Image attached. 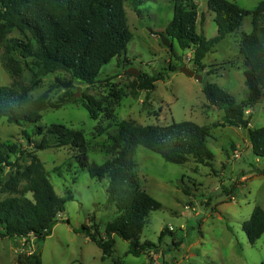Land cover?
Returning a JSON list of instances; mask_svg holds the SVG:
<instances>
[{"label": "rangeland", "instance_id": "rangeland-1", "mask_svg": "<svg viewBox=\"0 0 264 264\" xmlns=\"http://www.w3.org/2000/svg\"><path fill=\"white\" fill-rule=\"evenodd\" d=\"M143 4L134 10L131 0H126L125 9L132 41L122 56L103 67L94 85L75 83L71 93L78 102H69L59 109L42 113V127L63 125L81 131L87 145L89 164L103 165L114 157L108 134H115L117 125L129 122L137 126H167L173 122H194L210 128L211 137L207 146L214 154L212 167L190 161L185 165L165 162L159 155L138 148L134 161L143 189L162 204V208L149 215L141 242H151L160 254V262L182 264H264V234L254 245L248 242L243 231L254 209L264 210V158L248 155L250 143L248 131L230 126H216L223 122L225 112L210 107L203 93L206 83L217 84L238 102L248 98L244 72L247 68L240 53V44L245 35L253 31V17L244 18L240 29L228 35L208 54L199 74L200 83L180 71L193 68L191 50L183 51L176 41L174 52L161 43V35L174 16L173 0H141ZM198 6V30L203 27L205 36H217L215 14L209 12L207 0H194ZM246 11H254L264 0H227ZM171 43V42H170ZM139 75L130 74V70ZM173 69V70H172ZM195 70V69H194ZM172 71V72H170ZM162 77L154 83L155 89L148 93L139 88V76ZM27 79L30 74L26 72ZM68 76L63 72L43 77L41 84L31 94L38 98L51 89L59 80ZM0 84H11L9 75L0 63ZM68 90L55 88L49 99L59 103ZM85 95L102 101L106 113L97 121L79 102ZM251 129L264 127V97L250 109ZM245 113L246 118L250 117ZM33 126L20 127L0 122V145L6 149L17 146L28 149L24 131L31 134ZM39 144V137H32ZM77 151L72 147L53 148L38 152L49 175L56 194L68 201L65 212L58 218L52 234L45 238H0V264H28L32 253L41 255L42 264H149L145 254H128L130 243L113 236L114 252L105 257L103 251L84 233V227L95 226L98 238H105L106 226L118 215L115 204L109 203L106 193L107 180L99 181L80 168ZM239 156V158L236 157ZM20 153L11 157L20 167L28 165ZM18 167H7L6 176L0 177V202L15 196L7 183L15 177ZM5 175V174H4ZM243 176H246L242 179ZM27 182L20 180L18 190L25 189ZM32 199V195H26ZM172 228L160 241L162 230ZM181 243L174 248L173 239Z\"/></svg>", "mask_w": 264, "mask_h": 264}, {"label": "trees", "instance_id": "trees-1", "mask_svg": "<svg viewBox=\"0 0 264 264\" xmlns=\"http://www.w3.org/2000/svg\"><path fill=\"white\" fill-rule=\"evenodd\" d=\"M173 1L174 16L164 35L171 45L176 41L181 50L192 51L191 62L197 73L205 70L203 61L215 46L240 29L245 17H253V31L245 35L240 44V53L247 68L244 77L248 98L238 102L212 83L204 85L203 93L210 107L225 112L223 122L216 126L247 130L252 154L264 158V127L251 129V115L245 116V112L264 97V2L254 11H246L227 0H207L209 12L215 14L218 31L216 37L208 39L203 27L198 30L199 19L202 17V24L204 15H199L197 3L194 0ZM125 2L0 0V63L11 79L8 87L0 84V122L6 119L11 125L34 127L31 134L24 131L28 149L21 151L17 146L6 149L0 145V177L6 176L7 167H18L15 177L7 183L15 196L0 202V238L49 237L59 216L65 212L67 202L73 200L71 193L66 198L56 194L38 158L39 151L72 147L78 152L76 159L80 168L94 179L108 181L106 193L109 203L117 207V217L106 226L105 238H98L95 226L84 227L86 236L103 251L105 257L114 252L113 236L129 242L128 254L136 257L157 249L153 243H142L140 239L149 215L160 210L162 204L148 195L141 185L134 161L138 148H145L175 165H185L192 160L198 165L213 166L215 156L207 146L210 128L190 121L173 122L167 126H137L121 122L115 134H108L114 157L101 166L89 164L86 139L81 131L56 124L40 126L44 111L78 102L71 93L76 82L90 86L96 84L103 67L126 53L133 34L128 26ZM131 2L136 11L143 4L141 0ZM171 50L174 52L173 45ZM26 72L30 79L26 78ZM58 72L65 73L68 78L59 80L50 90L33 98L31 94L43 77ZM161 78L139 76V88L150 93L155 89L154 83ZM55 88L68 90L60 97L59 103L49 99V93ZM79 102L92 120L97 121L101 114L106 113L104 103L92 96L85 95ZM32 137H39V144H34ZM19 153L28 165L20 167L11 161V157ZM21 179L27 185L20 192L18 183ZM28 194L32 199L26 196ZM243 231L251 245L261 239L264 234V210L261 207L254 209L250 219L244 223ZM172 233L169 229L162 230L160 241ZM180 245L174 238V248ZM27 263L42 264L41 255L32 253Z\"/></svg>", "mask_w": 264, "mask_h": 264}, {"label": "water", "instance_id": "water-1", "mask_svg": "<svg viewBox=\"0 0 264 264\" xmlns=\"http://www.w3.org/2000/svg\"><path fill=\"white\" fill-rule=\"evenodd\" d=\"M160 39H161L162 45H164L165 47H167L169 49L172 48L170 40L166 35H161ZM180 71L182 73H184L185 75L194 78L195 80L199 81L200 83L203 81V78L199 74H197V72L194 70V66H193V68L183 67L180 69ZM129 73L136 75V76L139 75L138 71H136L134 69L130 70ZM249 152L251 153L252 150H250Z\"/></svg>", "mask_w": 264, "mask_h": 264}, {"label": "crops", "instance_id": "crops-1", "mask_svg": "<svg viewBox=\"0 0 264 264\" xmlns=\"http://www.w3.org/2000/svg\"><path fill=\"white\" fill-rule=\"evenodd\" d=\"M249 111H250V110H249ZM250 114H251V113H250ZM250 147H251V145H250V143H249V145H248V147H247V149H246V152H247L248 155H251V154H252V152H251V153L249 152V151H250ZM244 177H246V176H243V177L241 178V181H242V179H243ZM145 255H147V257H148V262H149V264H156V263L161 264V262H160V254H158V255H156V256H153V252H152V251H148V252L145 253Z\"/></svg>", "mask_w": 264, "mask_h": 264}, {"label": "built area", "instance_id": "built-area-1", "mask_svg": "<svg viewBox=\"0 0 264 264\" xmlns=\"http://www.w3.org/2000/svg\"><path fill=\"white\" fill-rule=\"evenodd\" d=\"M245 113H246L247 115H250V111H246ZM236 157L239 158L238 155H236ZM169 230H170L171 232H174V230H173L172 228H169ZM156 264H158V263H156ZM163 264H182V262H179V261H174V262H172V263H166V262H163Z\"/></svg>", "mask_w": 264, "mask_h": 264}]
</instances>
